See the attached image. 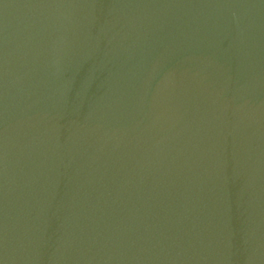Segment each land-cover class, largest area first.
<instances>
[{"label":"water","instance_id":"obj_1","mask_svg":"<svg viewBox=\"0 0 264 264\" xmlns=\"http://www.w3.org/2000/svg\"><path fill=\"white\" fill-rule=\"evenodd\" d=\"M0 264H264V0H0Z\"/></svg>","mask_w":264,"mask_h":264}]
</instances>
